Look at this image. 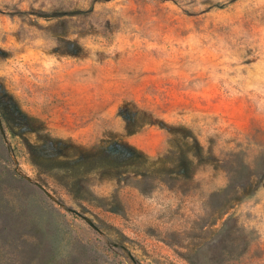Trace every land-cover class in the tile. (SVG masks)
Returning a JSON list of instances; mask_svg holds the SVG:
<instances>
[{
  "label": "rangeland",
  "instance_id": "374dc122",
  "mask_svg": "<svg viewBox=\"0 0 264 264\" xmlns=\"http://www.w3.org/2000/svg\"><path fill=\"white\" fill-rule=\"evenodd\" d=\"M0 264H264V0H0Z\"/></svg>",
  "mask_w": 264,
  "mask_h": 264
}]
</instances>
